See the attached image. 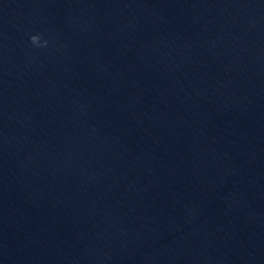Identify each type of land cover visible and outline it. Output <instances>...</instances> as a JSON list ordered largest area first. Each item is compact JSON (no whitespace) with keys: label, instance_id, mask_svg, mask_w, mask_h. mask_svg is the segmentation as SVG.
I'll return each mask as SVG.
<instances>
[{"label":"clouds","instance_id":"obj_1","mask_svg":"<svg viewBox=\"0 0 264 264\" xmlns=\"http://www.w3.org/2000/svg\"><path fill=\"white\" fill-rule=\"evenodd\" d=\"M39 40H40V37H39V36L33 35V36L31 37V42H32L33 44H38V43H39Z\"/></svg>","mask_w":264,"mask_h":264}]
</instances>
